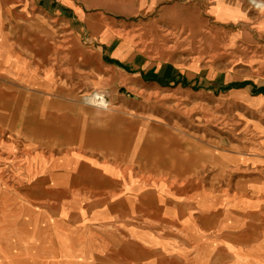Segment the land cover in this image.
I'll list each match as a JSON object with an SVG mask.
<instances>
[{"label": "crops", "instance_id": "1", "mask_svg": "<svg viewBox=\"0 0 264 264\" xmlns=\"http://www.w3.org/2000/svg\"><path fill=\"white\" fill-rule=\"evenodd\" d=\"M53 7L0 0V160L17 151L31 175L14 205L18 261L238 264L263 254L264 116L256 146L242 136L218 148L215 135L122 118L114 97L112 110L80 102L72 78L58 85ZM253 90L230 95L264 112V85Z\"/></svg>", "mask_w": 264, "mask_h": 264}, {"label": "rangeland", "instance_id": "2", "mask_svg": "<svg viewBox=\"0 0 264 264\" xmlns=\"http://www.w3.org/2000/svg\"><path fill=\"white\" fill-rule=\"evenodd\" d=\"M249 1L50 0L58 85L72 78L68 82L80 88V102L112 110L114 97L122 118L168 123L175 135L202 140L215 135L218 148L244 136L256 146L252 141L264 112L247 109L243 103L251 99L230 95L251 86L255 98L264 85V11ZM97 94L105 104L90 102ZM24 152L22 162L31 159V151ZM13 157L0 160V264L19 262L16 225L22 207L20 213L14 205L18 194L23 197L18 189L31 183L17 151ZM236 257L238 264H264V253Z\"/></svg>", "mask_w": 264, "mask_h": 264}, {"label": "bare ground", "instance_id": "3", "mask_svg": "<svg viewBox=\"0 0 264 264\" xmlns=\"http://www.w3.org/2000/svg\"><path fill=\"white\" fill-rule=\"evenodd\" d=\"M103 2V1H102ZM110 2V0H109ZM249 2H251L254 6L257 7L258 10L260 11H264V2L260 1V0H250ZM111 4V3H110ZM109 7V6H108ZM178 24V23H176ZM185 27V26H184ZM183 31V30H182ZM109 33V32H108ZM111 33V32H110ZM184 33V32H183ZM112 34V33H111ZM205 35V34H204ZM191 37V36H190ZM196 38V37H195ZM104 39L105 41L110 40L109 35L106 33L104 34ZM188 39V38H187ZM192 39V38H191ZM141 52V51H140ZM89 101V100H88ZM92 104L95 103L97 105H103L106 102L104 101L103 97L100 96V94H97L96 96H94V99L90 101Z\"/></svg>", "mask_w": 264, "mask_h": 264}]
</instances>
